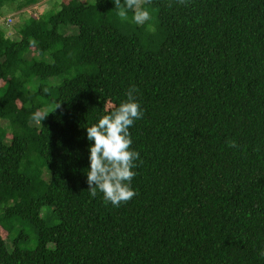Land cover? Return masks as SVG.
Returning a JSON list of instances; mask_svg holds the SVG:
<instances>
[{
  "label": "trees",
  "instance_id": "1",
  "mask_svg": "<svg viewBox=\"0 0 264 264\" xmlns=\"http://www.w3.org/2000/svg\"><path fill=\"white\" fill-rule=\"evenodd\" d=\"M52 3L0 26V264H264V0ZM131 88L136 195L113 207L87 128Z\"/></svg>",
  "mask_w": 264,
  "mask_h": 264
},
{
  "label": "clouds",
  "instance_id": "2",
  "mask_svg": "<svg viewBox=\"0 0 264 264\" xmlns=\"http://www.w3.org/2000/svg\"><path fill=\"white\" fill-rule=\"evenodd\" d=\"M135 7L134 0H126L119 9V16L127 19V11ZM0 12V21L6 25ZM147 11H137L134 19L138 23L148 20ZM135 88L127 93V99L122 101L115 111L102 116L98 122L87 128V139L92 142L89 146V169L87 182L89 195L96 197L97 191L103 193L106 204L119 207L130 201L136 191L132 181L136 175L134 169L140 154L132 148L133 139L129 129L139 119L143 118L144 109L135 97ZM233 146H235L233 144Z\"/></svg>",
  "mask_w": 264,
  "mask_h": 264
},
{
  "label": "rangeland",
  "instance_id": "3",
  "mask_svg": "<svg viewBox=\"0 0 264 264\" xmlns=\"http://www.w3.org/2000/svg\"><path fill=\"white\" fill-rule=\"evenodd\" d=\"M57 0H39L37 4L30 5L28 7L23 8L22 10L17 9L16 0H8L7 4L2 9V16L10 15L12 17V23L10 25H6L2 21H0V26L6 31L9 37L15 36V28L23 23V21L33 14H44L47 13L52 7L53 3ZM61 0H58L60 2ZM141 2L138 3L137 8L139 7ZM71 32V31H70Z\"/></svg>",
  "mask_w": 264,
  "mask_h": 264
},
{
  "label": "built area",
  "instance_id": "4",
  "mask_svg": "<svg viewBox=\"0 0 264 264\" xmlns=\"http://www.w3.org/2000/svg\"><path fill=\"white\" fill-rule=\"evenodd\" d=\"M5 21L7 22V24H9L12 20H11L10 17H7V18L5 19Z\"/></svg>",
  "mask_w": 264,
  "mask_h": 264
}]
</instances>
